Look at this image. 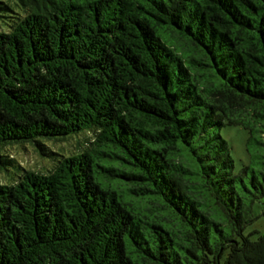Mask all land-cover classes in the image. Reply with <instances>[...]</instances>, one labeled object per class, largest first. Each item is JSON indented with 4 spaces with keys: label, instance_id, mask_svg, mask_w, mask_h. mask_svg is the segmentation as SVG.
Masks as SVG:
<instances>
[{
    "label": "trees",
    "instance_id": "obj_1",
    "mask_svg": "<svg viewBox=\"0 0 264 264\" xmlns=\"http://www.w3.org/2000/svg\"><path fill=\"white\" fill-rule=\"evenodd\" d=\"M0 172V264H264V0H0Z\"/></svg>",
    "mask_w": 264,
    "mask_h": 264
},
{
    "label": "rangeland",
    "instance_id": "obj_2",
    "mask_svg": "<svg viewBox=\"0 0 264 264\" xmlns=\"http://www.w3.org/2000/svg\"><path fill=\"white\" fill-rule=\"evenodd\" d=\"M223 138L227 141L231 156L234 160L235 171L237 172L243 164L248 162L245 153V141L247 133L239 127H225L221 130ZM82 142V138L79 139ZM48 145L56 153L67 154L76 150L77 141L75 139L67 141H53ZM4 155L15 158L22 167L26 169L43 172L53 166L49 159L42 158L30 145H11L4 150ZM6 177L0 172V181L5 182ZM258 218L246 228L244 234L252 235V239L264 234V205H259L255 209Z\"/></svg>",
    "mask_w": 264,
    "mask_h": 264
}]
</instances>
